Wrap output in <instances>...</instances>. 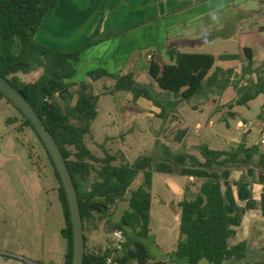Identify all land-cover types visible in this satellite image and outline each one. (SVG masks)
<instances>
[{
    "label": "trees",
    "instance_id": "trees-1",
    "mask_svg": "<svg viewBox=\"0 0 264 264\" xmlns=\"http://www.w3.org/2000/svg\"><path fill=\"white\" fill-rule=\"evenodd\" d=\"M53 1L0 0V74L29 100L57 141L77 190L84 231L87 225L97 228L98 220L105 218L109 232L120 230L127 238L122 251L114 257L115 264H153L152 253L146 243L152 237L150 188L153 172L178 174L200 179L202 183L192 198H185L179 204L180 237L172 255L173 262L199 264L205 260L208 264H223L242 260L246 242L231 245L230 240L236 235L247 211L259 209L264 217V188L259 200L253 193L256 180L264 185V152L259 145L240 143L228 151L211 149L202 144L199 148L203 161L188 153L174 152L159 141L156 145L160 144L163 155L157 162H154L152 155L140 156L133 163L126 162L122 156L121 164L114 165L118 156L105 150L104 157H98L86 144V136L91 134V125L98 114V96L94 94L91 82H71L76 74L73 63L79 60L84 49L62 51L46 46L35 38ZM254 55L251 47H244L242 54H223L219 57L211 53L181 52L172 48L168 51L171 63L162 64L153 58L149 73L164 92H173L175 96L187 100L196 95L223 92L228 87L241 94L243 89L237 85L239 78L236 69H224L215 64L218 59H244L245 62H241L242 70L250 74L249 82L253 88V93L245 94L243 102H239L246 104L255 96L264 95V69L254 66ZM39 68L43 69V74L34 82H25L19 77L21 73ZM107 75L102 69L88 72L91 81ZM114 79L115 91L130 92L134 99L146 98L161 108L160 117L165 116V106L154 97L150 85L138 83L132 73L114 76ZM77 85L79 90L73 103L75 95L72 87ZM57 93L59 100L55 98ZM1 98H4L2 93ZM169 103L171 107L174 104ZM20 114L23 124L38 136L31 122ZM259 118L264 122L263 113ZM185 134V131H181L177 140H181ZM48 157L60 183L59 198L66 222L62 230L67 242L65 264H72L73 234L67 198L49 154ZM228 163H251L255 169H249L247 174L232 180L228 169L221 172L215 170L216 166ZM256 169L259 171L257 176ZM93 172L95 178L90 180ZM140 173L143 174V183L131 190ZM119 201H127L128 206L121 218L113 221L111 208ZM239 202L244 205L241 206ZM84 235V264H105L111 250L107 248L97 253L88 251L87 236ZM155 264L166 263L158 261Z\"/></svg>",
    "mask_w": 264,
    "mask_h": 264
},
{
    "label": "rangeland",
    "instance_id": "rangeland-1",
    "mask_svg": "<svg viewBox=\"0 0 264 264\" xmlns=\"http://www.w3.org/2000/svg\"><path fill=\"white\" fill-rule=\"evenodd\" d=\"M262 11L247 22V25L259 30L257 34L242 35L240 28L236 29L238 36L218 38L213 44L206 45L200 51L212 53L215 57L223 55L224 52L238 53L242 51L241 42H246L255 49L256 54L254 64L258 69H264V7ZM241 25L244 22L240 23ZM238 25V24H237ZM248 29V28H247ZM240 36V37H239ZM241 41V42H240ZM195 50V49H191ZM244 59L237 62L222 63L217 61L219 67L235 68L238 75V87L243 89L238 94L233 87H228L226 93L211 92L208 94L223 95L220 97L215 110L213 121L206 128V136L200 133H190L184 142V147L178 146L176 131L174 128L165 127L167 117L171 115L170 99L175 96L173 92L162 91L156 82L148 79L146 69L140 71V84L147 80L144 85L152 87L154 97L165 106L164 117L154 115L153 118L139 115L138 111L149 112L148 108L137 104V99L119 98L114 87L106 83H97L93 86V92L98 96V114L91 125V134L86 136L87 146L98 157H104L105 151L118 156L113 162L119 165L124 156L126 162L133 163L143 155L154 156V162L162 158L160 144L170 145L172 151L188 153L203 161L200 145L206 144L209 148L225 143L221 139H212L210 133L216 132L221 138L230 140L233 138L235 146L226 145V150H232L239 146L244 133L253 129L258 121L259 113L262 110L264 115V95L259 94L243 102V96L253 93L250 84V74L244 73L242 64ZM162 64L169 63L170 60L163 61ZM43 74V69L39 68L27 73L19 74L25 82L37 80ZM80 71L78 72V76ZM109 81V80H107ZM79 86L72 87L76 100V92ZM132 94V93H131ZM208 94L199 95L188 102H179L183 106H201L200 99ZM201 102V103H200ZM212 105L207 109L204 121L206 122L208 113ZM230 112L226 115V112ZM197 113L189 111V117H194ZM187 116L184 113V116ZM226 115V116H225ZM154 118L156 122H161L160 131L153 130ZM242 125H238V122ZM253 125L250 126L248 123ZM164 123V124H163ZM155 127V125H154ZM174 129V130H172ZM210 136V137H209ZM260 133L253 129L248 134V144L250 146L259 145L264 152V145L259 144ZM228 146V147H227ZM178 148V149H175ZM216 150V149H215ZM228 169L231 172V179L236 180L241 175L247 174L249 169H255L251 163H228L224 166H216L215 170L221 172ZM256 169V176L258 174ZM178 175V174H177ZM95 178V172L90 176V180ZM257 179V177H256ZM143 183V174L140 173L131 185L134 190ZM202 180L183 176L174 177L169 174L153 172V180L150 188L152 195L150 211V228L152 237L146 241L152 253V263L164 261L166 264H175L172 259L174 250L177 248L180 237L179 229V200L192 198L200 188ZM60 183L56 177L54 167L48 154L39 140L36 133L23 124L19 110L6 98L0 99V264H65V253L67 242L62 236V230L66 222L62 203L59 198ZM236 191V188L233 187ZM263 190V184L256 182L253 184L254 197L259 200V193ZM241 206L244 204L239 202ZM127 201H119L111 208L113 221H118L124 210L127 208ZM96 234L93 236L95 228L87 225L85 234L87 236V247L90 252H104L112 244V232L108 231V224L105 218L98 220ZM236 235L230 240L234 245L241 241L246 242L244 258L240 261H226L223 264H264V217L259 209L250 210L243 216L241 226L236 230ZM199 264H208L205 260Z\"/></svg>",
    "mask_w": 264,
    "mask_h": 264
},
{
    "label": "crops",
    "instance_id": "crops-1",
    "mask_svg": "<svg viewBox=\"0 0 264 264\" xmlns=\"http://www.w3.org/2000/svg\"><path fill=\"white\" fill-rule=\"evenodd\" d=\"M262 7L264 0H54L35 38L46 46L62 51L84 49L79 60L73 63L76 74L71 82H91L92 86L106 83L114 87L116 83L114 76L127 73H132L135 80L140 82L141 69H146L148 79L154 80L149 73L150 61L153 58L159 62L160 58L163 61L170 60L168 51L172 48L181 52L204 53L200 49L213 44L218 38L225 37L226 34L227 37L238 36L235 35L236 29L243 30L242 35L257 34L261 29L257 30L252 25L249 27L247 22L256 13L261 12ZM241 22L244 24L241 25ZM91 42L94 43L87 47ZM240 44L242 51L224 52V54H242L244 47H251L246 42ZM253 50L256 54L255 49ZM219 61L237 62V60ZM215 66L219 67L216 64ZM221 68H238V66L236 64ZM98 69L106 71L108 75L91 81L88 72ZM142 83H147V80H143ZM116 93L119 98L126 96L129 100L134 99L130 92ZM225 93L226 90L223 95ZM208 95L199 100L202 102L201 106L180 104L199 95L189 100L181 96H172L170 99V102L174 103L171 109L174 110H171V115L167 117L165 127L174 128L177 132L176 137L180 136L181 131L186 133L181 140H177L178 146L184 147V142L190 133L201 132L206 136L207 133L202 132L201 129L211 124L216 113L222 112L216 111L215 108L223 95ZM136 101L149 110L144 114L138 111L137 114L150 118L160 115L161 108L152 101L143 97ZM210 105L212 109L208 113L207 120L205 124L201 123L200 120L202 118L204 121ZM190 110L197 114L189 117ZM262 112L261 110L259 114ZM184 113L187 116H184ZM229 114V111L226 112V115ZM157 119L154 118L152 124L155 133H158L162 126V121L156 122ZM238 125H242V122L239 121ZM231 135L230 140H225L216 132L210 133L212 139H221L225 143L224 146H215V149L226 150V145L235 146L233 132ZM246 144L250 146L248 137ZM168 146L171 148L170 145ZM183 177L187 179L186 176ZM181 201L182 199L179 203ZM96 231L95 228L93 236Z\"/></svg>",
    "mask_w": 264,
    "mask_h": 264
},
{
    "label": "water",
    "instance_id": "water-1",
    "mask_svg": "<svg viewBox=\"0 0 264 264\" xmlns=\"http://www.w3.org/2000/svg\"><path fill=\"white\" fill-rule=\"evenodd\" d=\"M0 93H2L4 98L11 102L31 122L53 161L64 188L68 203L73 234L72 264H84L86 248L81 209L77 190L63 153L54 136L51 134L50 130L47 128L46 124L43 122L42 118L39 116L29 100L1 74ZM263 123V121H258L254 124L253 129H256L259 132L262 129ZM253 129L244 133L241 143H246L248 134Z\"/></svg>",
    "mask_w": 264,
    "mask_h": 264
},
{
    "label": "built area",
    "instance_id": "built-area-1",
    "mask_svg": "<svg viewBox=\"0 0 264 264\" xmlns=\"http://www.w3.org/2000/svg\"><path fill=\"white\" fill-rule=\"evenodd\" d=\"M55 98L59 100L58 93L55 95ZM46 100H48V98H46ZM248 124L250 126L253 125L251 122H249ZM259 133H260L259 144L264 145V123ZM263 188H264V185H263ZM111 236H112V244L109 247V249L111 250V253L110 255L107 256L105 264H115V260H114L115 255L122 251L127 241L125 234L120 230L113 231Z\"/></svg>",
    "mask_w": 264,
    "mask_h": 264
},
{
    "label": "flooded vegetation",
    "instance_id": "flooded-vegetation-1",
    "mask_svg": "<svg viewBox=\"0 0 264 264\" xmlns=\"http://www.w3.org/2000/svg\"><path fill=\"white\" fill-rule=\"evenodd\" d=\"M43 145V144H42Z\"/></svg>",
    "mask_w": 264,
    "mask_h": 264
}]
</instances>
